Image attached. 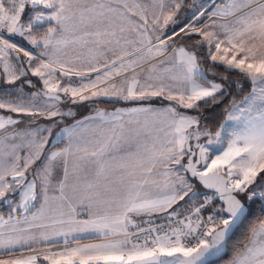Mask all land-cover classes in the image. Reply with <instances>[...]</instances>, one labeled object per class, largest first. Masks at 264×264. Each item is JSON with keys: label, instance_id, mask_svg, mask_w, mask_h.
<instances>
[{"label": "snow or ice", "instance_id": "6c2138e0", "mask_svg": "<svg viewBox=\"0 0 264 264\" xmlns=\"http://www.w3.org/2000/svg\"><path fill=\"white\" fill-rule=\"evenodd\" d=\"M182 6L183 0L167 7L161 3L159 14L153 12L150 20L146 6L130 5L127 0H0V75L15 86L6 92L11 98L0 99V201L12 204L8 197L20 196L7 219L0 216V249L7 250L9 257L0 256V264H211L253 217L256 204L261 218L249 228L246 242L237 246L228 264H264V0L227 4L221 0L209 19L215 25L213 18H221L222 32L211 30L209 24L198 26L199 17L193 13L191 23L166 33L170 23L176 24ZM180 33L189 40L198 38L191 48L173 49L172 67H179L181 73L168 69L157 74L149 69L141 79L142 65L165 56L171 47L168 41ZM13 36L26 40L36 51L18 45ZM69 45L87 53L71 58L56 55ZM205 46L207 54L202 59L198 48ZM21 52L26 62L19 67L8 63L12 53ZM204 61L209 62L207 68L202 67ZM166 62L160 60L153 68ZM221 65L227 75L216 76L212 70ZM210 72L215 79H209ZM29 74L38 78L41 87ZM230 75H242L252 90L240 104L233 100L226 110L228 120L238 125L227 132L221 124L215 141L207 142L219 143L227 132L228 145L222 154L208 164L209 149L197 144L205 160L200 170L189 141L213 135L201 130L202 107L226 103L232 88L243 89ZM72 76L79 77V86H72L70 79L62 86L57 78ZM26 88L35 90L26 92ZM86 101L132 106L111 112L95 109L94 115L83 119H76L72 107L67 111L60 107ZM157 102L161 107L153 106ZM97 119L110 124L115 135L96 141L89 151L77 142V134ZM40 120L46 122L44 126ZM157 121L167 124L171 139L162 148L155 144L149 148L147 140ZM53 136L66 138V147L46 150ZM121 139L127 147L118 152L124 154L110 155L109 149ZM70 158H74L71 171ZM158 163L179 165L191 176L176 172L174 180L165 181L168 191L154 193L147 186L156 183L151 175ZM85 167L90 168L91 179L82 181ZM115 173L118 176L112 179ZM196 182L215 191L205 193L203 202L181 219L183 214L175 206L200 195ZM38 200L42 202L32 212V222L12 215L20 209L29 212ZM215 200L219 204L204 221L201 212ZM77 203L86 206V219L78 218ZM157 214L168 219L167 230L164 225L142 226L153 223L151 218ZM21 223L27 227H18ZM84 234H94L100 242L81 245ZM58 238L63 250L50 251L41 260L33 245ZM25 248L34 254L23 255Z\"/></svg>", "mask_w": 264, "mask_h": 264}, {"label": "rangeland", "instance_id": "374dc122", "mask_svg": "<svg viewBox=\"0 0 264 264\" xmlns=\"http://www.w3.org/2000/svg\"><path fill=\"white\" fill-rule=\"evenodd\" d=\"M87 2L91 3L92 0H87ZM127 2L130 5L138 3V4L142 5V6H146L147 7V11H148V15H149V19L151 20V14L153 12L159 14L160 4L161 3H163L167 7V5L175 3V2H179V0H127ZM229 2H230V0L227 1V3H229ZM219 4H220V2H216V0H183V6L178 11V13H177V15L175 17L176 24L173 25V24L170 23L167 26V28L164 29V31L166 33H172L173 29H175L178 32L181 27H185L188 23L192 22L193 13H195L196 16L199 17V20L197 21L198 26H202L203 24L212 25V20L209 19V18L205 22H203V21L208 16H210V13L212 11H215V6L219 5ZM201 12H204L203 16H200ZM213 19H215L217 21V23L215 25H212L211 30L221 31L222 32L223 30L220 28V24L223 21L221 20V18L215 17ZM181 24H182V26L180 27ZM76 34L79 35V32H77ZM68 36H69V38H71V34L70 33L68 34ZM11 39L14 42H16L18 45H20V46H22L24 48H28L29 50H31L33 52L36 51L35 49L31 48V46L28 44V42L26 40L22 39L19 36H13V37H11ZM197 39H198L197 37H194L193 39L189 40V39H187L186 37L183 36V33H180V35L175 36L173 38V40H169L168 43L171 45V47L169 48L168 53L165 56L158 57V59L155 60V62H152L150 64L147 63V64H143L142 65L143 71L141 72V79H143L144 76L148 75V70L149 69H153L154 73H157V74L165 73V71L168 70V69H165L164 71H160V72L156 71L158 68H160L162 66L153 68V65H159V61L160 60L167 61L164 64V66H168L171 69L172 73H174L176 75H179L182 70L179 67H175V68L172 67V63H173L172 52H173V49H176L178 47L191 48V46L196 43ZM80 52H84L86 54L87 53V49H81L78 45L77 46L69 45L68 47L63 48L59 53H56V55L60 56L61 58H71V57H74L76 54H78ZM198 54L203 59V57H205L206 54H207L206 46L204 48H198ZM109 56H111V53H109ZM17 57H19V60L17 59ZM178 58H179V55L177 53L176 59H178ZM100 60H101V62H103V57H101ZM26 61H27V57H24L22 52L21 53H12V55L8 58V63H10V64H12L14 66H17V67H19V64L21 62H26ZM208 63H209L208 61H204L202 63V67L207 68L208 67ZM24 66L27 67V64L25 63ZM2 71H3V62L0 61V73H2ZM137 71L140 72L141 69L138 68ZM212 71H214L216 73V76L227 75V73L224 72V69H223L222 65L217 67V68H215V69H213ZM95 75H96L95 73H91V76L93 78H95ZM28 78L36 81L37 82V87H41V84L38 81V78L32 77L30 74H29ZM57 78L60 79L62 86H67L66 82L69 81V79L72 82V86H79V84H80V79H79V77H76V76H72L71 78H69V77H62V78L61 77H57ZM209 79H215V77L211 75V72L209 73ZM229 79L232 80V81H239L243 85H250V91L252 90V85H251L250 81H248L242 75H241V78L240 79L238 78L237 80H235V78L231 77V75H230ZM17 83H20V82L18 81ZM14 89H15V86L6 84L5 83V77L3 75H0V99H9V98H11L10 96H8L6 94V92L14 91ZM34 90L35 89H27V88L25 89L26 92H30V91H34ZM249 92L245 96H247L249 94ZM85 94H88V93H85ZM257 94H259V87H257ZM244 97L242 99H240V100H234V101L237 104H240L244 100ZM100 100L103 101L104 98H100ZM232 101H231V103H232ZM104 103L105 102L93 103L91 101H86L83 104H78V105H74V106H72V105H61L60 107H61V110H63V111H67L68 107H72L73 111H75L77 113L76 119H83L85 116H88L86 111H89L90 112L89 115H91V114H93L92 112H95V109H100V110H105V111L111 112L113 110V108L132 106V105H124L122 102L121 103H115V104L112 103L113 105H109V106L105 105ZM167 103L168 102L166 101L165 104H167ZM153 106L161 107V105L158 102L154 103ZM201 109L199 110L200 114H201ZM180 111L187 112L190 115L191 114H195V113L192 112V110L180 109ZM0 114H2V113H0ZM234 114L238 115V113H234ZM39 123H40L41 126H44L46 122L43 121V120H40ZM238 123L239 122H237V121L228 120V116H227V113H226V117H225V119H224L222 124H225L227 132H231L233 130V127L237 126ZM20 127L23 128V127H25V125L22 124V125H20ZM201 130L210 132L209 129L205 125H201ZM217 131H220V127H219V129ZM82 132L86 133L83 136L85 138L86 142L89 143L90 141L88 140V137H91V142H95V144H96V141L103 142V141H106L109 137L115 135L113 133V131H112V128H110L107 124H103L99 119H97L96 121L88 123L86 128L80 130L78 132V134H77V139L79 137H82V134H84ZM92 132L95 133L94 136H92ZM118 132H119V129H117V133ZM215 132H211L213 134L211 137L202 135L198 141L196 139H194V138L191 139L192 147L198 149L197 148V144H201V145H204L205 147H207L209 149V151L207 153H205V156L207 158V163L208 164H210L211 161L213 159H215L217 155L222 154V152L227 149V145H228L227 132L226 133H222L223 139H222L221 142L213 143L212 145H208L207 142H208L209 139H212V140L215 141V135H214ZM88 133L90 134V136L88 135ZM45 135H47V134L45 133ZM93 137L95 138V140H93ZM49 139H50V143L46 146V150H48V149L59 150V149H62L64 147H66V145H67V139L66 138H57V137L53 136V137H50ZM120 143L124 144V140L121 139L118 144H120ZM21 154H23V153H21ZM111 154H112V152H111ZM73 160H74V158H70V160H69V170L70 171H71V166H72ZM185 161H186V158H185ZM185 161H182V163H184ZM171 165L172 166L170 167V170L171 169L174 170V173L180 172L179 174L182 175V176H188V177L191 176L190 172L189 173H185L183 170H181L179 165H176L177 166L176 168H174L173 164H171ZM204 165H205V160L201 159L200 170H203ZM35 167L36 166L34 165L33 168H35ZM58 171H59L60 175H62V169H58ZM27 175H28V179L31 180L32 179V170L31 169L29 170V173ZM52 183L54 184L55 180H53ZM178 186L181 187L180 185H178ZM195 190L198 191L200 193V195L194 200H187V198H186L187 202L180 201L179 204L176 207L177 211H180L182 207H188V206H191L193 203H195L192 207L186 209L185 211H182L181 213L186 212V211L192 209L193 207H195L197 204L201 203L203 201L205 193L208 194V195H212L213 194V192L208 191L202 185H200L198 182H196ZM8 199L12 200L13 203L12 204H8L6 202L0 201V216H3L4 219H7L10 209L15 207L16 204H18L20 202V196L17 193V194H13V195L9 196ZM41 202H42L41 200L34 201L33 203H34L35 207L31 208L29 210V212H24L23 209H20L19 212H14V213H12V215L13 216H18L21 221H24L25 217H28L30 219L31 215H32V212H33L32 209L38 208ZM86 204H87V201H85V205ZM218 204H219V201L215 200L213 202L212 206L215 207ZM82 206L83 205H81L79 203H77L75 205L76 209L81 208ZM163 216H165V215L163 214V215H160V216H156V218L163 217ZM146 218H144V219H146ZM137 221H139V220H137ZM7 227L8 226L5 225V229ZM18 227H27V224L26 223H21L20 225H18ZM56 242H62V238H58L57 241H53V242H45V244L49 245L50 243H56ZM99 242L100 241L97 240V239L94 240V243H99ZM42 243H44V242H42ZM33 247H35V246H33ZM36 249H38V248H36ZM6 251L7 250H5V249H0V253H5ZM49 252L48 251L40 252L41 253V260L43 258V255H47V254H49ZM17 253H19V255L21 254L20 252H17ZM30 254H34V253L29 252L27 250V248H25V250L23 251V255L27 256V255H30ZM231 258L232 257H230L228 259H225V260L221 261L219 264H228V261ZM43 264H47V262L45 261V262H43Z\"/></svg>", "mask_w": 264, "mask_h": 264}, {"label": "crops", "instance_id": "0c3cea01", "mask_svg": "<svg viewBox=\"0 0 264 264\" xmlns=\"http://www.w3.org/2000/svg\"><path fill=\"white\" fill-rule=\"evenodd\" d=\"M227 1L228 0H226V1L224 0V3L227 4ZM208 18H209V16L203 22H205ZM152 62H155V60H153ZM144 64H147V63H144ZM165 69H170V68L168 66H164L163 65L162 67L158 68L156 71L160 72V71H164ZM86 113L88 115L90 114L89 111H86ZM92 113L93 114H91V115L95 114V112H92ZM141 119H143V117H141ZM149 119H154V118L149 117ZM102 123L103 124H107L110 128H112L110 126V124L104 123V122H102ZM82 133H84V132H82ZM85 134L86 133L82 134V137H79L77 139V142L81 145V147L87 146L89 151H91L96 146V144H95V142H91V137H88V140L90 142L89 143L86 142L85 138L83 137ZM88 135L90 136L89 133H88ZM94 135H95V133L92 132V136H94ZM169 139H171V134H170V132H169V130L167 128V124L157 121L156 126H155V128H154V130H153V132L151 134V137L147 140V146L149 148H151L153 146V144H155V146L157 148H162V147L167 145V141ZM93 140H95L94 137H93ZM126 147H127V144L124 141V144L120 143V144H117L115 148H110L109 149V153H110V155H123L124 153L123 152H118V149H122V148H126ZM111 152H112V154H111ZM185 158L187 159V157H185ZM171 166H172L171 164L167 165V167H165V165H163V164H159V163L156 164V166L153 168V172H152V175H151V180L155 181L156 183L155 184L150 183L147 186L150 189V191H152L154 193H163V192H166V191L169 190L168 188L165 187L166 179H168V180H174L175 179L174 170H172V169L170 170ZM176 167L177 166L174 165V168H176ZM166 172H168V176L167 177L165 176ZM80 176H81V180L82 181L83 180H87V179H91L90 168L85 167L84 171L80 174ZM117 176H118V173L111 174V178L112 179H116ZM177 187H179V186L177 185ZM194 204L195 203H193L191 206H188V207H182L179 212L185 211L186 209L192 207ZM175 207H177V205ZM35 210L36 209H32L33 212ZM76 210L79 213V216H78L79 219H86L87 218L88 212H87V209H86L85 205H83L81 208H78ZM160 215H163V214H157V215H154V217L160 216ZM29 221H31V218L29 219ZM34 222L39 223V221H34ZM94 240H96L94 238V234H84L83 238L79 241V243L81 245L82 244H90V243H94ZM50 244H54L55 246L50 247ZM50 244L46 245L45 242H44V243H40V244H34L33 246H35V248H38V249H36L38 252H43V251H45V252L46 251H48V252L49 251L59 252V251L63 250V243L62 242H56V243H50ZM73 246H76V245L73 244ZM0 254H1L0 256L4 257L5 259L9 258V257H7L5 255V253H0ZM17 255H19V253H17Z\"/></svg>", "mask_w": 264, "mask_h": 264}, {"label": "trees", "instance_id": "16d2710c", "mask_svg": "<svg viewBox=\"0 0 264 264\" xmlns=\"http://www.w3.org/2000/svg\"><path fill=\"white\" fill-rule=\"evenodd\" d=\"M216 2H221V0H216ZM181 26L182 24L180 25V27ZM231 77L237 80L238 78L239 79L241 78V75H231ZM249 91H250V85H243L242 90H238L234 87L231 89L232 95L227 98L226 103L219 104L215 107L213 106L202 107L200 114L201 125H205L210 132L217 131L226 117V113H227L226 110L229 108L231 101L242 99ZM104 104L107 106L113 105L110 102H105ZM253 209H254L253 217H250L249 221H246L245 224L242 225L233 235L230 243L228 244V251L226 255L220 260L212 262L211 264H219L221 261L232 257L235 254V250L237 246L242 242H246V236L249 228L256 226L259 222V219L261 218L259 214V205L258 204L254 205Z\"/></svg>", "mask_w": 264, "mask_h": 264}, {"label": "built area", "instance_id": "2783aa9c", "mask_svg": "<svg viewBox=\"0 0 264 264\" xmlns=\"http://www.w3.org/2000/svg\"><path fill=\"white\" fill-rule=\"evenodd\" d=\"M203 202V201H202ZM201 202V203H202ZM214 202V201H213ZM201 203H199V204H197L195 207H197V206H199ZM213 203L211 204V205H209V207L207 208V209H205V210H203L202 212H201V214H200V218L201 219H203L204 221H207V217H208V215L210 214V212H211V210H212V208H213ZM195 207H193L192 209H190V210H188V211H186V212H183L182 214V216L180 217L181 219H183V216L184 215H188V213L190 212V211H193L194 210V208ZM147 219V218H146ZM152 219V221H153V223H151V224H143L142 226L143 227H158V226H160V225H164L165 226V230H167V225H168V223H169V221H168V219L165 217V216H163V217H158V218H156V217H152L151 218ZM195 217H193V220L195 221ZM138 223L140 222V221H137ZM173 226H175V223H173Z\"/></svg>", "mask_w": 264, "mask_h": 264}, {"label": "water", "instance_id": "95a60500", "mask_svg": "<svg viewBox=\"0 0 264 264\" xmlns=\"http://www.w3.org/2000/svg\"><path fill=\"white\" fill-rule=\"evenodd\" d=\"M189 144H190L191 147H192L191 140L189 141ZM192 150H193L194 152H196V156H195L194 159H196V160H200V164H201V158H200L199 149H196V148L192 147ZM200 164L197 165V167H198L199 169H200ZM207 190H209V191H211V192H213V193H214V191H215L214 189H207ZM227 251H228V246H227L223 251H221V253H220L217 257H214L213 260L211 261V263H212V262H215V261H217V260H220L221 258H223V257L226 255Z\"/></svg>", "mask_w": 264, "mask_h": 264}]
</instances>
